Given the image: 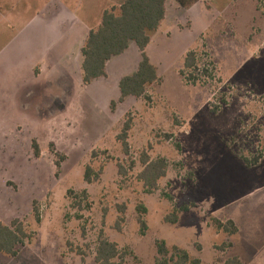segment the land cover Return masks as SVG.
<instances>
[{"label": "rangeland", "instance_id": "rangeland-1", "mask_svg": "<svg viewBox=\"0 0 264 264\" xmlns=\"http://www.w3.org/2000/svg\"><path fill=\"white\" fill-rule=\"evenodd\" d=\"M42 1L0 0V21L13 32ZM188 1L165 0L164 20L148 33L144 55L160 81L148 88L146 100L119 101L120 79L142 59L135 43L107 63L105 78L88 86L79 53L65 64L24 69L19 119L0 120V224L19 220L33 238L15 257L0 254V264H95L101 231L132 251L127 264H156V241L185 250L199 264L233 257L264 264V158L251 169L240 158L264 155V0ZM121 2L69 4L89 14L93 30L104 11L119 15ZM189 51L211 78L184 82L179 71ZM126 117L132 121L129 156L116 139ZM144 152L168 162L150 194L138 178ZM87 165L99 173L97 182L84 181ZM84 190L87 199L80 202ZM182 207L189 210L176 224L164 221ZM212 218L232 220L237 234L217 231ZM226 243L231 247L223 252Z\"/></svg>", "mask_w": 264, "mask_h": 264}, {"label": "trees", "instance_id": "trees-1", "mask_svg": "<svg viewBox=\"0 0 264 264\" xmlns=\"http://www.w3.org/2000/svg\"><path fill=\"white\" fill-rule=\"evenodd\" d=\"M178 2L186 5L189 1L178 0ZM165 13V0H122L119 15L114 14V9L104 11L98 28L90 30L81 49L82 83L88 86L95 80L105 78L107 63L112 58L123 54L130 43H135L142 53V59L133 74L120 79L118 83L119 101H123L127 97L148 99V88L158 83L160 78L156 68L144 55V50L150 42L148 33L159 28L165 18ZM179 74L187 85H196L202 82L203 79L212 77L209 67H201L199 64L198 54L195 51L186 53L183 68L179 71ZM131 128V118L126 117L122 129L116 137L125 156L130 155L128 139ZM33 152L35 157L38 158L39 150L36 144L33 145ZM92 155L94 157L96 152H93ZM240 158L243 165L247 169H251L260 163L264 155L259 153L251 159ZM139 162L143 169L138 178L143 182L146 193L150 194L157 189V182L166 176L168 162L165 158L152 160L147 152L141 154ZM56 167L59 168V164H56ZM99 176V173H95L90 165L86 166L84 181L87 184L97 182ZM69 194H71L70 191ZM76 198H81L80 202L85 201L87 192L82 191L81 196ZM78 206L80 207V204ZM188 210V207L174 209L171 214L165 216L164 221L169 224H176L179 220V213ZM125 211V207H122L119 211L122 216L116 221L118 230L121 229L119 225L124 222ZM145 214L146 208L141 205L138 208L137 223L142 236L147 230L144 221ZM35 218L39 221L37 213H35ZM211 223L217 231L228 236H233L238 232L232 220L221 221L212 218ZM32 238L33 235L26 231L23 223L19 220H14L9 225L0 224V254L15 257L19 249L26 242L31 241ZM230 247L231 243H226L221 247V250L224 252ZM155 248L156 264H199V260L192 259L185 250L177 246L169 249L163 241H156ZM132 254L129 248H120L116 243L111 242L102 231L99 232L95 247V264H127L128 257ZM223 264L244 263L239 258L233 257L227 259Z\"/></svg>", "mask_w": 264, "mask_h": 264}, {"label": "crops", "instance_id": "crops-1", "mask_svg": "<svg viewBox=\"0 0 264 264\" xmlns=\"http://www.w3.org/2000/svg\"><path fill=\"white\" fill-rule=\"evenodd\" d=\"M70 2L43 0L37 12L19 22L20 28L13 32L0 21V27L4 26L3 31L0 29V38L4 37L0 39V120L16 123L19 119L26 67L56 66L61 60L65 64L75 53L81 57L91 23L89 14L72 10Z\"/></svg>", "mask_w": 264, "mask_h": 264}]
</instances>
